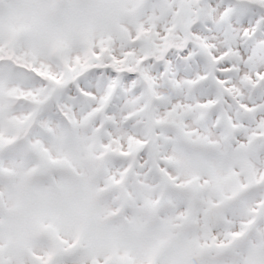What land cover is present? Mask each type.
<instances>
[{"label":"snow or ice","instance_id":"1","mask_svg":"<svg viewBox=\"0 0 264 264\" xmlns=\"http://www.w3.org/2000/svg\"><path fill=\"white\" fill-rule=\"evenodd\" d=\"M0 264H264V0H0Z\"/></svg>","mask_w":264,"mask_h":264}]
</instances>
